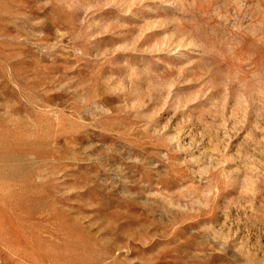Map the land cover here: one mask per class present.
I'll return each mask as SVG.
<instances>
[{
	"label": "rangeland",
	"instance_id": "374dc122",
	"mask_svg": "<svg viewBox=\"0 0 264 264\" xmlns=\"http://www.w3.org/2000/svg\"><path fill=\"white\" fill-rule=\"evenodd\" d=\"M0 264H264V0H0Z\"/></svg>",
	"mask_w": 264,
	"mask_h": 264
}]
</instances>
